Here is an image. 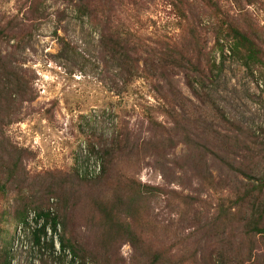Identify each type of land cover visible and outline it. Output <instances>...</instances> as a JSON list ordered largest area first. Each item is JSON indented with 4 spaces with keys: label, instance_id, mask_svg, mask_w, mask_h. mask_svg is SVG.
I'll use <instances>...</instances> for the list:
<instances>
[{
    "label": "rangeland",
    "instance_id": "rangeland-1",
    "mask_svg": "<svg viewBox=\"0 0 264 264\" xmlns=\"http://www.w3.org/2000/svg\"><path fill=\"white\" fill-rule=\"evenodd\" d=\"M228 25L264 46V0H0V264H264V68Z\"/></svg>",
    "mask_w": 264,
    "mask_h": 264
},
{
    "label": "trees",
    "instance_id": "trees-1",
    "mask_svg": "<svg viewBox=\"0 0 264 264\" xmlns=\"http://www.w3.org/2000/svg\"><path fill=\"white\" fill-rule=\"evenodd\" d=\"M179 11L182 15H184L181 8H179ZM226 34L228 35L227 37L230 38V40L232 42V47L230 49V52L233 53L235 56H237V58L242 61L243 65L245 67L254 68L255 66H258V67L264 68V46L260 45L258 43L257 39L252 37V35L249 34L248 32H245V31L241 30L240 28H238L237 26H233V25H228ZM221 36L222 35H219L217 37L216 45L218 46L219 50L221 51V54H224L225 47H224V43L220 41ZM123 47H124L123 44L113 40V43L107 44L106 49L110 53V55H112L113 57H116L119 54V48L123 49ZM123 56H125V58H126L124 60V63H123L124 67L126 69H129V67L130 68L134 67V69H137V70L139 69L137 61L136 62L133 61V59L128 55L126 48H125V53L123 54ZM161 59H163V58H161ZM195 59L197 61L199 60L198 58H196L195 55L183 54L180 51H173V49H172L167 54V57L162 62L163 64H161V66L163 67V69H165V67L168 68V67L174 66V65L178 66V67H182L183 69H187V71H191L193 74L202 77L201 80H202V83H204V81H206V79L209 78V76H210L209 74H212V72L214 71L215 62H214V60L209 59L207 61V64H206L207 69L204 70V69H201L199 67V65ZM208 63H209V65H208ZM159 68H160V66H159ZM4 69L6 70L7 68L5 67ZM0 70H1V68H0ZM161 75L163 77L167 78L164 75V73H162ZM169 83H170V85H172L171 82H169ZM202 86H203L202 84L201 85H199V84L195 85L193 83L190 84L192 92L197 96H202V93L204 91ZM171 91H172V94L174 97L173 99H175L176 102H178L180 104L181 100L178 96L179 91H175L172 88H171ZM159 92L162 95V92L161 91H159ZM164 98H165V101H168L166 96ZM169 103H170V101L163 103V104H165V106H163V107L167 108L168 106L166 104H169ZM154 109H155V107L148 106V105L144 106V108H143L146 117L148 118V120L152 124L157 123V121L155 120L153 113H152ZM104 150L107 153V154L105 153V156L111 158V160L110 159L108 160L109 165L107 166V168L105 167V172H107L110 164L113 163V158H114L113 156L115 155V153H118V149L116 151L115 148L104 147V148H102L101 151H104ZM14 166H16V164H14ZM4 167H6V164L4 163V159L0 158V174H1ZM15 168H17V167H15ZM263 187H264V176H263V178H261V188H263ZM37 220L43 221V223L41 224V227L35 231V241L38 244H40L41 243V235L42 234L48 235V233L46 231V229L48 227H50L52 229V231L56 234L57 225L59 222H58V217H56L55 215H52V213L50 211L38 212L37 213ZM249 226H250V233L258 234L259 236L264 237V226H261V222L259 219H257V218L252 219ZM124 228L129 233L134 235L133 230L129 226L124 227ZM49 239H50V246L53 249H55L54 236L53 235L50 236ZM59 243H60V251L62 253H64L67 248L71 247V245L65 240V238L63 236H59ZM74 254L76 256V253H74ZM156 259L158 262L160 260V257L156 256ZM70 264H76V258L75 257L70 261ZM79 264H84V262L79 263Z\"/></svg>",
    "mask_w": 264,
    "mask_h": 264
}]
</instances>
